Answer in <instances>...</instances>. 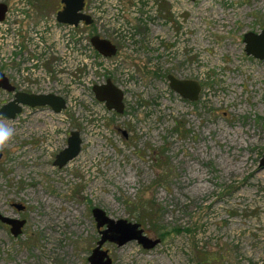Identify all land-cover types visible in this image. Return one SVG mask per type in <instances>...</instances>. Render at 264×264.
Here are the masks:
<instances>
[{"label":"rangeland","instance_id":"374dc122","mask_svg":"<svg viewBox=\"0 0 264 264\" xmlns=\"http://www.w3.org/2000/svg\"><path fill=\"white\" fill-rule=\"evenodd\" d=\"M26 1V27L63 7ZM138 1L123 2L136 51L92 26L85 31L113 42L115 56L95 51L89 66L64 62L60 76L47 65L50 84L37 92L64 98V111L0 116L14 130L0 149V213L26 220L19 237L0 223V264H90L100 240L95 208L161 240L152 250L107 243L113 264H264V60L247 55L244 43L264 29V0ZM205 1L218 17L202 10ZM168 75L198 82L199 99L171 90ZM109 79L125 94L123 114L95 97L94 86ZM13 98L0 90V110ZM72 131L81 153L56 167Z\"/></svg>","mask_w":264,"mask_h":264},{"label":"built area","instance_id":"2783aa9c","mask_svg":"<svg viewBox=\"0 0 264 264\" xmlns=\"http://www.w3.org/2000/svg\"><path fill=\"white\" fill-rule=\"evenodd\" d=\"M123 2L86 0L84 13L92 18L93 26L99 32L121 41L125 50L133 52L138 49L137 37L134 31H127ZM7 6L5 19L0 22V70L7 69L5 74L13 85L26 90L33 89L34 94H40L42 92H37L38 87L47 89L51 81L52 74L47 70L50 62L54 64L58 76L64 68V62H69L70 66L81 62L89 66L93 62L96 52L83 23L77 27L61 24L54 16L26 27L23 23L28 21L30 3L17 0ZM139 6L136 0V7ZM150 8L154 11L157 5L154 6L151 1ZM102 59L106 60L104 57Z\"/></svg>","mask_w":264,"mask_h":264},{"label":"water","instance_id":"95a60500","mask_svg":"<svg viewBox=\"0 0 264 264\" xmlns=\"http://www.w3.org/2000/svg\"><path fill=\"white\" fill-rule=\"evenodd\" d=\"M62 10L57 12V21L61 24L79 26L84 23L92 26L93 20L90 16L83 13L85 0H61ZM7 5L0 3V22L5 19ZM91 43L98 54L105 58H111L117 53V46L108 39L100 36H93ZM246 44L245 52L255 59L264 60V29L260 33L248 32L244 35ZM169 87L183 99L196 102L202 92L201 85L192 80L178 79L173 75H168ZM0 90L14 94V98L5 104L0 110L3 119L14 120L23 111V108H42L49 107L56 114L61 113L67 108L66 100L55 94H29L16 91V87L11 84L8 77L0 72ZM93 92L98 102L105 103L110 111L123 114L125 111L124 92L117 87L112 80H107L106 84L96 85ZM82 139L80 132L72 131L68 139V146L57 155L54 166L63 168L69 162L79 156L82 150ZM261 169H264V155L260 162ZM19 212L26 209L24 205L13 204ZM93 217L96 227L100 234V240L96 248L89 257L90 264H113L109 251L103 247L107 243L116 244L123 247L131 242H137L146 250H152L160 244V239H150L144 233L138 223H130L126 220H114L99 208L93 210ZM0 223L8 226L14 237H19L23 233L26 220L10 218L0 213Z\"/></svg>","mask_w":264,"mask_h":264},{"label":"bare ground","instance_id":"6f19581e","mask_svg":"<svg viewBox=\"0 0 264 264\" xmlns=\"http://www.w3.org/2000/svg\"><path fill=\"white\" fill-rule=\"evenodd\" d=\"M210 8H211V5L209 4V3H206V1L203 3V5H202V10L204 11V12H208V14L210 15H212V14H214V15H216L217 17L220 15L219 13H218V9L217 8H212L211 10H212V12H210L209 10H210ZM210 15V16H211ZM209 16V17H210ZM197 17V16H196ZM221 17L222 18H225L226 16L225 15H221ZM203 17H202V15L200 14H198V17H197V19H196V21H194L196 24H199V26L198 27H196V28H199L200 29V31H201V42H202V44H204L205 45V43H207V27H206V25L203 23ZM194 23V24H195ZM193 30V29H192Z\"/></svg>","mask_w":264,"mask_h":264},{"label":"clouds","instance_id":"9594fccd","mask_svg":"<svg viewBox=\"0 0 264 264\" xmlns=\"http://www.w3.org/2000/svg\"><path fill=\"white\" fill-rule=\"evenodd\" d=\"M13 129L0 120V149L5 147L13 136Z\"/></svg>","mask_w":264,"mask_h":264},{"label":"flooded vegetation","instance_id":"af4514ba","mask_svg":"<svg viewBox=\"0 0 264 264\" xmlns=\"http://www.w3.org/2000/svg\"><path fill=\"white\" fill-rule=\"evenodd\" d=\"M15 86V85H14ZM16 87V86H15ZM16 91H19V90H17V88H16ZM19 92H22V91H19ZM26 93V92H25ZM29 94H34V93H29ZM24 109V108H23Z\"/></svg>","mask_w":264,"mask_h":264}]
</instances>
